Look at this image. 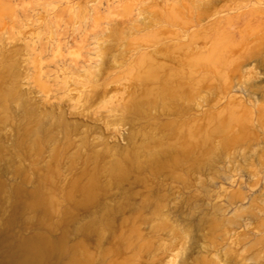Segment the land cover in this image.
<instances>
[{"label":"rangeland","instance_id":"rangeland-1","mask_svg":"<svg viewBox=\"0 0 264 264\" xmlns=\"http://www.w3.org/2000/svg\"><path fill=\"white\" fill-rule=\"evenodd\" d=\"M27 254L264 264V0H0V264Z\"/></svg>","mask_w":264,"mask_h":264},{"label":"bare ground","instance_id":"bare-ground-1","mask_svg":"<svg viewBox=\"0 0 264 264\" xmlns=\"http://www.w3.org/2000/svg\"><path fill=\"white\" fill-rule=\"evenodd\" d=\"M31 255V254H29ZM32 257V255H31ZM28 258V254L25 255L24 257H22V259L18 260L15 264H23L24 263V260H26ZM33 258V257H32ZM34 259V258H33ZM32 260V259H31ZM30 261V260H29ZM26 263V262H25ZM28 264H33V263H28Z\"/></svg>","mask_w":264,"mask_h":264}]
</instances>
